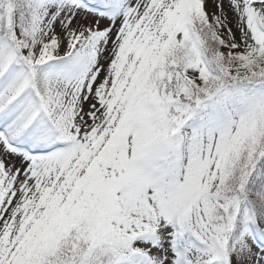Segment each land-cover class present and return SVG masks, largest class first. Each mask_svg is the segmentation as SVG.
Wrapping results in <instances>:
<instances>
[{"label": "snow or ice", "instance_id": "snow-or-ice-1", "mask_svg": "<svg viewBox=\"0 0 264 264\" xmlns=\"http://www.w3.org/2000/svg\"><path fill=\"white\" fill-rule=\"evenodd\" d=\"M0 0V264H264V0Z\"/></svg>", "mask_w": 264, "mask_h": 264}, {"label": "rangeland", "instance_id": "rangeland-1", "mask_svg": "<svg viewBox=\"0 0 264 264\" xmlns=\"http://www.w3.org/2000/svg\"><path fill=\"white\" fill-rule=\"evenodd\" d=\"M207 9L210 13L215 10L213 7L212 0H207Z\"/></svg>", "mask_w": 264, "mask_h": 264}]
</instances>
